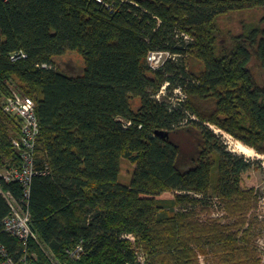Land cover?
<instances>
[{
    "label": "trees",
    "instance_id": "obj_1",
    "mask_svg": "<svg viewBox=\"0 0 264 264\" xmlns=\"http://www.w3.org/2000/svg\"><path fill=\"white\" fill-rule=\"evenodd\" d=\"M103 2L0 1V169L23 166L13 146L20 121L2 110L17 84L40 123L33 230L65 264H136L129 234L148 264H200V252L250 264L254 164L228 151L209 125L264 155V78L256 72L258 64L264 77V0ZM231 15L246 18L238 34L226 31L228 46L220 21ZM21 52L27 58L13 62ZM152 52L177 57L153 70ZM68 53L83 57L81 75L56 68ZM167 83L169 95L157 100ZM177 88L188 96L182 106L170 103ZM123 158L136 165L128 186L119 182ZM0 188L23 201L20 183ZM215 199L224 216L202 220ZM10 213L0 193V243L18 253L4 231ZM80 243L85 254L76 261L67 250ZM31 252L49 264L36 242Z\"/></svg>",
    "mask_w": 264,
    "mask_h": 264
},
{
    "label": "built area",
    "instance_id": "obj_2",
    "mask_svg": "<svg viewBox=\"0 0 264 264\" xmlns=\"http://www.w3.org/2000/svg\"><path fill=\"white\" fill-rule=\"evenodd\" d=\"M8 1V0H0ZM100 4H104L103 0H96ZM108 6V4H105ZM189 40V37L186 36ZM177 56L168 52H152L148 57V62L153 70H159L167 61L176 60ZM27 58L24 53H16L11 56L13 62ZM46 67V66H45ZM169 83L162 87V90L155 97L162 100L168 91ZM188 99V96L182 88L173 91L170 97V103L174 106H182ZM2 110L6 115L17 118L21 124V137L13 140V146L21 151L23 158L22 167H14L10 169H0V182L6 183L18 182L24 190V199L18 202L10 192L2 193L8 200L11 207L10 215L4 221V231L15 237L20 246L21 251L18 253L11 252L6 245L0 243V264H37V255L31 252V243L36 242L43 249L48 257L49 264H65L62 263L54 253L46 249L40 242L36 232L32 228V218L30 213V199L32 193L33 179L39 173L35 167V146L37 137L40 133V123L36 114L35 101L24 96L11 87L10 93L6 96L2 104ZM191 120H197L195 116L189 115ZM127 240L130 236L124 237ZM68 255L76 261H79L85 254L83 243L78 244L67 250Z\"/></svg>",
    "mask_w": 264,
    "mask_h": 264
},
{
    "label": "rangeland",
    "instance_id": "obj_3",
    "mask_svg": "<svg viewBox=\"0 0 264 264\" xmlns=\"http://www.w3.org/2000/svg\"><path fill=\"white\" fill-rule=\"evenodd\" d=\"M246 18V16L242 15H231L228 18H223L222 21H220L221 27L223 28V38H226V43L229 46L231 44V36L226 34V31L229 29L233 31V33H239L242 30V25L240 23V19ZM190 67L192 69H195L196 71L200 69L199 63H192L190 64ZM56 68L58 70H61L69 75L72 76H79L83 73L84 70V59L83 57L78 53H68L67 55L57 59ZM256 72L259 74L261 81L263 80V75L260 72V66L256 65ZM12 88H14L19 93L23 94L20 91V88L17 84L12 85ZM24 95V94H23ZM166 95H169V92H166ZM198 120V118H197ZM209 128L218 136L220 139V142L226 147V149L234 154H237L239 156L244 157L245 159L251 161V163L254 164L252 169V179L249 181V186L255 187L258 196H259V204L258 208L255 209L249 218L248 228L251 229L250 235H249V241H250V248L253 251L251 253V257L248 261L250 264H264V155L259 154L255 149L250 148L246 145H244L242 142L236 140L234 137L229 135L228 133L221 131L217 127L213 125H209ZM230 141L239 144V142L252 149L254 152L253 157H248L243 154H240L238 152H235L233 147L230 144ZM194 142V141H193ZM186 160V159H185ZM258 163V165H257ZM183 169L189 168L191 165H189L188 162L182 165ZM136 168V165L129 161L126 158L122 159V168H121V174L119 177V182L122 185L128 186L130 185L133 177L134 170ZM224 216V209L222 203L215 199V203L213 204V207L210 209L208 213H203L201 215L202 220H211L213 218H219ZM224 222L228 223L229 218L225 217L222 219ZM130 238L127 240L130 245V250L134 252L135 258H136V264H148V257L146 256L144 250L138 246L136 236L133 234H129ZM41 248V247H40ZM43 251V249H42ZM44 252V251H43ZM36 254V253H35ZM37 255V258L39 259V255ZM46 259L48 260L47 255L44 253ZM200 264H225L223 258L221 256L216 254H212L207 252V254L199 253L198 255ZM247 259V258H246ZM38 262V260H37Z\"/></svg>",
    "mask_w": 264,
    "mask_h": 264
},
{
    "label": "bare ground",
    "instance_id": "obj_4",
    "mask_svg": "<svg viewBox=\"0 0 264 264\" xmlns=\"http://www.w3.org/2000/svg\"><path fill=\"white\" fill-rule=\"evenodd\" d=\"M230 144L233 147L235 152H238V153L243 154V155L248 156V157L254 156V152L252 151V149L242 145L240 142H239V144L238 143L235 144V143L230 141Z\"/></svg>",
    "mask_w": 264,
    "mask_h": 264
}]
</instances>
